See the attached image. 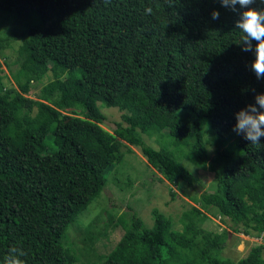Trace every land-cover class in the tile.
I'll return each mask as SVG.
<instances>
[{
	"label": "trees",
	"instance_id": "trees-1",
	"mask_svg": "<svg viewBox=\"0 0 264 264\" xmlns=\"http://www.w3.org/2000/svg\"><path fill=\"white\" fill-rule=\"evenodd\" d=\"M236 19L217 0H0V261L17 247L25 264H75L67 230L134 146L172 197L199 182L194 167L213 173L214 189L189 195L180 229L156 208L151 227L129 205L109 214L103 228L121 237L87 264H264V243L232 260L221 255L230 231L203 227L219 218L264 234V138L232 130L264 79L235 44ZM99 102L122 112L111 131ZM85 230L92 243L109 238Z\"/></svg>",
	"mask_w": 264,
	"mask_h": 264
},
{
	"label": "rangeland",
	"instance_id": "rangeland-1",
	"mask_svg": "<svg viewBox=\"0 0 264 264\" xmlns=\"http://www.w3.org/2000/svg\"><path fill=\"white\" fill-rule=\"evenodd\" d=\"M3 29L10 30L6 25H3ZM6 52L9 53L10 60H13L14 53L12 49L6 50ZM2 69L3 74L7 76L4 80L5 83L13 84L5 65L2 66ZM40 87L39 84L35 90L38 91ZM31 97H34L33 93H31ZM99 106H103L102 111L105 114L104 127L111 131L116 127V123L121 121L122 112L115 107H106L101 102H99ZM162 134H164V131H162ZM141 136L145 142L158 148V143L155 141L158 138L157 135H153L151 138H148L145 134ZM168 141L167 137L160 140L161 145L166 147H168ZM131 147L132 152H127L125 147L122 149L124 153L123 160L108 170L107 183L99 196L77 216L75 222L67 230L66 239L68 242H66V245L71 246L70 248L78 257L75 264L98 263L104 259L106 252L117 243L122 234L120 228L110 232L108 231L109 227H106L109 238L99 235L100 238L94 243L87 238L86 228L94 226L95 230L101 232L105 230L103 223L107 220L109 214L117 215V213L127 211L129 205L131 210L142 219L144 225L151 227L153 224L151 212L156 208L169 216L174 223V227L180 229L179 219L182 213L189 208V205L193 204L189 195L197 197L204 190L211 191L214 189L215 179L213 173L201 167L192 168L191 166L190 168L193 169L199 182L195 183L194 188L188 186L185 190L186 194L177 190V195L172 197L170 189H176V187L166 180H160L161 175L147 164L139 148ZM208 150L212 155V147H209ZM203 227L214 232H220L222 229L230 231L221 255L232 260L244 257L251 246L264 243V234L256 238L233 233L229 223H223L219 218H212L211 221L205 222Z\"/></svg>",
	"mask_w": 264,
	"mask_h": 264
},
{
	"label": "clouds",
	"instance_id": "clouds-1",
	"mask_svg": "<svg viewBox=\"0 0 264 264\" xmlns=\"http://www.w3.org/2000/svg\"><path fill=\"white\" fill-rule=\"evenodd\" d=\"M225 9L236 14L234 29L239 38L236 45L241 51L251 53L254 59L248 65L257 80L264 79V7H252L257 0H217ZM264 5V0H259ZM220 13L213 10L211 18L218 20ZM253 102L246 104L234 113L233 132L241 135L253 145L261 143L264 138V92L253 90ZM24 251L17 247L9 249L0 264H25Z\"/></svg>",
	"mask_w": 264,
	"mask_h": 264
}]
</instances>
